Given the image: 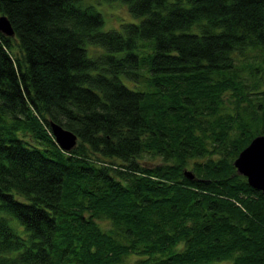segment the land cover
Returning a JSON list of instances; mask_svg holds the SVG:
<instances>
[{
    "label": "trees",
    "instance_id": "trees-1",
    "mask_svg": "<svg viewBox=\"0 0 264 264\" xmlns=\"http://www.w3.org/2000/svg\"><path fill=\"white\" fill-rule=\"evenodd\" d=\"M121 1L0 0V264H264V0Z\"/></svg>",
    "mask_w": 264,
    "mask_h": 264
},
{
    "label": "water",
    "instance_id": "water-1",
    "mask_svg": "<svg viewBox=\"0 0 264 264\" xmlns=\"http://www.w3.org/2000/svg\"><path fill=\"white\" fill-rule=\"evenodd\" d=\"M6 15H0V32L7 36L14 35V28L11 26ZM50 130L56 144L65 151H70L78 142L74 131L66 129L56 121L49 122ZM234 159V167L237 173L244 175L251 187L264 194V134L254 136ZM185 175L190 179L194 178L191 171L186 170Z\"/></svg>",
    "mask_w": 264,
    "mask_h": 264
},
{
    "label": "rangeland",
    "instance_id": "rangeland-1",
    "mask_svg": "<svg viewBox=\"0 0 264 264\" xmlns=\"http://www.w3.org/2000/svg\"><path fill=\"white\" fill-rule=\"evenodd\" d=\"M90 2L94 7L103 15L104 25L102 26L103 30L118 28L121 22L135 21L137 19L132 18V15L127 10V6L124 5V2L121 0H92ZM18 50V49H17ZM158 161V160H156ZM11 220V224H13ZM106 223L102 222V226H105ZM135 257L133 254L128 258L130 264H135L133 260Z\"/></svg>",
    "mask_w": 264,
    "mask_h": 264
}]
</instances>
